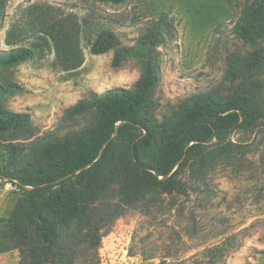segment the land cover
Returning <instances> with one entry per match:
<instances>
[{"label":"rangeland","instance_id":"obj_1","mask_svg":"<svg viewBox=\"0 0 264 264\" xmlns=\"http://www.w3.org/2000/svg\"><path fill=\"white\" fill-rule=\"evenodd\" d=\"M246 1L0 0V51L14 44L37 43L42 33L34 24L53 7L84 23L81 66L62 69L53 46L44 47L33 59L1 68L0 75L17 85L2 102L9 110L29 113L37 137L49 133L61 137L80 128L90 116L68 118L65 110L94 93L131 88L143 72L138 52L145 50L138 47V39L145 23L164 12L177 32L175 39L158 47L156 118L170 115L194 94L229 95L235 88L225 78L229 58L253 50L234 30ZM102 28L114 30L128 48L119 65L114 64L116 50L91 53L88 43ZM263 72L260 79L264 80ZM259 129L234 130L210 143L205 149L212 155L224 143L251 144L216 158L209 166L186 167L181 180L187 184V194L157 191L138 203L122 204L103 239L101 264H264V133L258 134ZM33 139L22 142L26 149L19 160ZM9 162L10 154L0 148V167ZM22 194L0 176V248L14 243L8 236L9 220ZM0 264L26 262L21 250L14 249L0 253Z\"/></svg>","mask_w":264,"mask_h":264},{"label":"trees","instance_id":"obj_2","mask_svg":"<svg viewBox=\"0 0 264 264\" xmlns=\"http://www.w3.org/2000/svg\"><path fill=\"white\" fill-rule=\"evenodd\" d=\"M74 16L55 7L45 10L34 24L41 30L40 40L0 51V70L33 59L50 45L59 67L81 66L84 23ZM144 28L138 39V47L145 50L138 52L143 62L138 80L131 88L94 93L68 107V118H90L61 137H37L29 113L4 106V94L17 85L0 75V148L10 154L0 176L23 191L9 220L8 236L14 243L0 253L20 249L26 264H101L103 239L122 204L138 203L157 191L185 195L189 189L181 173L186 167L209 166L251 144L224 143L212 155L205 149L210 143L238 129L260 127L258 134L264 133V0H247L234 28L253 47L246 55L229 58L225 78L235 84L234 92L194 94L162 120L154 114L158 47L175 39L177 28L165 12ZM88 45L93 54L116 50V65L128 54L110 28H102ZM32 138L33 145L19 160L26 149L22 142Z\"/></svg>","mask_w":264,"mask_h":264},{"label":"water","instance_id":"obj_3","mask_svg":"<svg viewBox=\"0 0 264 264\" xmlns=\"http://www.w3.org/2000/svg\"><path fill=\"white\" fill-rule=\"evenodd\" d=\"M101 155H102V153H101ZM92 164H94V162L91 163L90 165H92ZM90 165H88V166H90ZM84 168H86V167H82L80 170H82V169H84ZM80 170H78L76 173H78Z\"/></svg>","mask_w":264,"mask_h":264},{"label":"crops","instance_id":"obj_4","mask_svg":"<svg viewBox=\"0 0 264 264\" xmlns=\"http://www.w3.org/2000/svg\"><path fill=\"white\" fill-rule=\"evenodd\" d=\"M137 264H145V262H138Z\"/></svg>","mask_w":264,"mask_h":264}]
</instances>
